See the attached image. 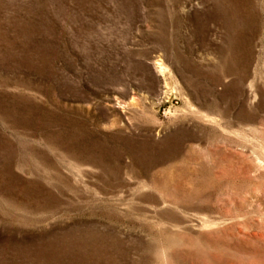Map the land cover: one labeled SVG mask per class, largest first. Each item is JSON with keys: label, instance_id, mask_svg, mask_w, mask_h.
I'll return each mask as SVG.
<instances>
[{"label": "rangeland", "instance_id": "obj_1", "mask_svg": "<svg viewBox=\"0 0 264 264\" xmlns=\"http://www.w3.org/2000/svg\"><path fill=\"white\" fill-rule=\"evenodd\" d=\"M0 264H264V0H0Z\"/></svg>", "mask_w": 264, "mask_h": 264}]
</instances>
